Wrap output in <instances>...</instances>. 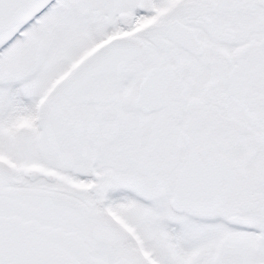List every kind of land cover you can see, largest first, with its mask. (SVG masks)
<instances>
[{"label": "snow or ice", "instance_id": "obj_1", "mask_svg": "<svg viewBox=\"0 0 264 264\" xmlns=\"http://www.w3.org/2000/svg\"><path fill=\"white\" fill-rule=\"evenodd\" d=\"M0 264H264V0H0Z\"/></svg>", "mask_w": 264, "mask_h": 264}]
</instances>
